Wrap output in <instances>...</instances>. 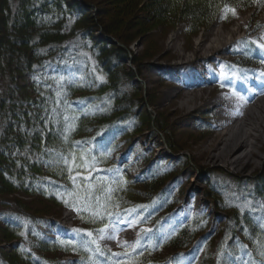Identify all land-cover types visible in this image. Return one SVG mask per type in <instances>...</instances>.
<instances>
[{
  "label": "rangeland",
  "instance_id": "obj_1",
  "mask_svg": "<svg viewBox=\"0 0 264 264\" xmlns=\"http://www.w3.org/2000/svg\"><path fill=\"white\" fill-rule=\"evenodd\" d=\"M65 1L60 10L68 12L77 0ZM78 1L76 13L81 18L75 26L97 27L88 38L91 43L73 34L66 37V43L79 46L76 55L87 59L74 58L71 49L57 60L60 65L50 67L41 77L45 85L41 90L47 96L42 110L58 133L44 146V157L53 165L44 163L33 183L11 180L14 172L10 168L6 171L12 178L0 171L12 189L0 192V264H75L79 247L88 252L83 256L85 264H177L181 257L179 264H264V94L256 98L257 105H239L235 113L239 116L218 129L219 118L227 117L226 107L214 100L225 91L226 83L235 82L246 90L248 79L239 64H247L250 71L264 69V55L256 44L252 51L253 42L264 44V0H254L246 9L218 7L203 25L183 19L179 9L158 17L154 7L164 0ZM18 2L0 0V49L12 40L11 34L15 37L9 19ZM29 19L22 17L16 24L26 27ZM62 21L65 31L76 22L65 13ZM105 26L111 33H104ZM103 38L127 55L119 69L131 80L125 91L134 113L111 118L107 122L111 126H88L109 114L115 102L108 92L96 88L70 96L67 85L84 81L82 87H97L108 79L98 65L103 52L95 51L93 45ZM74 59L88 76L77 74ZM129 69L133 76L127 75ZM29 77L21 76L20 85H31ZM3 80L10 81L8 75ZM192 84L207 87L195 93L197 100L195 94H168L185 91ZM211 90L210 98L201 97ZM247 98L250 95L242 102ZM243 106L249 114L241 119ZM78 112L91 116L84 126L88 133L72 141L80 151L71 148L64 137L73 129L71 117ZM185 113L191 115L181 118ZM59 122L66 127L64 136L59 134ZM106 124L112 128L96 144L83 141L107 128H103ZM17 129L31 137L39 124L27 119ZM214 130L223 133L220 142H215ZM4 131L0 125L1 149ZM235 134L238 142L248 140V146L238 148L230 161L209 158V152L226 155L228 141ZM23 145V156H28L30 143ZM247 152L249 157L252 152L256 155L242 167L249 159ZM156 181L161 184L150 194ZM166 205L171 208L168 212L163 211ZM160 213L155 230L153 220ZM177 213L183 216L181 220L169 219ZM109 221L105 237L115 224L114 238H101L99 229ZM183 224L197 237L189 249L173 250V240H169Z\"/></svg>",
  "mask_w": 264,
  "mask_h": 264
},
{
  "label": "trees",
  "instance_id": "obj_2",
  "mask_svg": "<svg viewBox=\"0 0 264 264\" xmlns=\"http://www.w3.org/2000/svg\"><path fill=\"white\" fill-rule=\"evenodd\" d=\"M65 2V0H19L15 14L9 19V24L14 25L13 31L16 33L15 37L9 34L12 40L1 44L0 125H2L5 131L3 134L4 148L1 149L0 147V171L6 177H10V174H7L6 171L10 168L14 172V179L11 180H18L23 184L28 180L33 183V177L42 173L40 169L44 163L45 165H53V163H48L44 157V146L48 145L50 140H55V136L58 137L54 123L51 126L46 114L42 110L43 106H45V101H47V96L41 90V87L45 85L41 82V78H39L41 77L40 73L45 72L53 62L61 58L63 54L65 55L67 51L70 52L69 50L71 49L73 50L71 55L74 58L87 59L86 56L76 55L80 51V47L75 44H67L66 37L72 34L73 36L81 35L85 41L97 27H88L86 29L75 26L81 18V13H76V3L78 4L79 1H74L73 7L70 10L68 9V12L64 8L60 10V7H63L62 3ZM252 2L254 0H164L154 7V12L158 13V17H163L168 15L172 10L179 9L183 19L188 20L193 25H203L207 24L216 15L218 7L234 5L237 8L246 9L250 7L249 3ZM64 13L70 18L73 17L76 21L68 31L63 30L65 27L62 21ZM22 17L25 19L30 18L27 26L25 25L26 27L23 24H16V21H19ZM77 28H82L84 31L79 33ZM103 31L105 34L111 33V29L106 26L103 27ZM87 42H89V39ZM93 45L95 51L97 49L100 53L103 52L101 56H98V65L107 74L108 79L98 84L97 87L95 85H85V87H82L83 83H81L67 89L70 96L90 89L93 90L94 88H96L94 90L101 92L105 90L108 92V98L112 102H115V105L110 109L111 112L109 114L106 113L101 119L98 118L97 120L90 121L88 126L92 124H104L113 117L121 119L134 113V108L130 105L132 102L125 91V88L130 86L131 80H126L125 74L119 69L120 66L124 65V59L127 58L126 53L121 48H116L114 43L107 38H103V40L97 41ZM72 62L80 72H87V70L77 66L75 59ZM26 74L30 76L31 85L22 86L20 85L21 76ZM7 75L10 79L8 84L3 80ZM127 75L133 76V70L129 69ZM125 80L126 84L123 82ZM99 115L100 113L95 117ZM87 117L91 116L82 114L77 119H73L75 125L68 134H65V125L59 122V134L60 136H64L65 134L64 137H68L71 148L73 147L72 141L76 137L88 133L89 128H84L85 124H87ZM147 117L150 120V114ZM27 119H29L31 124H39V129L34 131L31 137L27 131L19 132L17 129L19 124L26 122ZM107 124L103 128L111 126V124H108L109 126ZM62 130L63 133L61 134ZM23 142L26 144L30 143L31 150H28V156H23L25 155L23 154ZM59 163L63 167L66 166V163L62 161ZM2 176L0 175V192H11L10 185L5 182L4 176ZM28 183L30 184V182ZM160 184L161 181L153 183L150 186V194L154 193ZM248 220L250 219L248 218ZM196 237L197 235L193 231L191 233L189 227H186L173 239L171 247L173 250L186 249ZM20 249L19 251L22 254L29 255L24 248ZM75 264L80 263L75 262Z\"/></svg>",
  "mask_w": 264,
  "mask_h": 264
},
{
  "label": "bare ground",
  "instance_id": "obj_3",
  "mask_svg": "<svg viewBox=\"0 0 264 264\" xmlns=\"http://www.w3.org/2000/svg\"><path fill=\"white\" fill-rule=\"evenodd\" d=\"M193 85H196V86L194 87ZM200 85L199 84H192V85H189L188 88H186L185 91H183V90L182 91L181 90L180 91H170V92H168V94L170 96H171L172 93L183 94L184 96H187L188 97L190 94H193L194 95L196 92H199V91H202V90L203 91H206L207 87H205L204 85H203L204 87H201ZM236 85L237 84L235 82L234 83H226V85L224 86L225 87V89H224L225 91H223V93L221 92L217 97L214 98V100L216 102H220V103L223 102V106L226 107L225 114L227 115V117H224V118L222 117L221 119L219 118V122L220 123L217 124L218 126H217L216 129L227 127L228 124L230 122H232V120H234V118H236V117L239 116V115H237L239 112L236 111V109H238V106L239 105H242V103H245V102H242V100L244 98H246L247 91L245 89H243V88L240 89V87H237ZM198 86H200V87H198ZM230 87H234L235 88V91H233L232 89H230ZM211 94H213L212 90L210 92H205V94L202 93L200 95H201V97L206 96L207 98H210V95ZM195 95H198V94H195ZM194 97L195 98H193V99L197 100V98H199V95H198V97L197 96H194ZM241 97H243V99H241ZM191 99H192V97H191ZM203 99H206V98L203 97ZM255 99H256L255 96L254 97H251L249 99V102H252L254 105H257L258 101L256 102ZM245 107H247V106H243V108L241 110L242 115H240V118L243 117V116H246V115L248 116V114H249L248 112H247L248 114L245 113V111H246ZM231 112H233V114H231ZM235 113H237V114H235ZM190 115H191V113L190 114L185 113V114L181 115V118H184V117H187V116H190ZM212 134H213V138H215V142H220L222 140V138L220 137L223 134L222 132H218L217 130H214V131H212ZM238 137L239 136L237 134L232 135L230 137V141H228L229 144H227V146H228V149L227 150L228 151H227V154L226 155H221L220 157H218V156H215V155H211L210 152H209V153H207V154L210 155L209 158L212 159V158L216 157L218 159H222V160H225V161H227V160L230 161V159H228V158H231L232 154L236 150H238V148L240 149L241 147L248 146V140H243L242 142H238V140H237ZM232 143L235 145V147H232ZM255 155H256V152H252V157L255 156ZM246 157L249 158V159L246 162V164L243 165L242 167H246L247 165L251 164V158L252 157H249L248 152L246 154ZM236 163L239 165L241 163V160H238Z\"/></svg>",
  "mask_w": 264,
  "mask_h": 264
},
{
  "label": "snow or ice",
  "instance_id": "obj_4",
  "mask_svg": "<svg viewBox=\"0 0 264 264\" xmlns=\"http://www.w3.org/2000/svg\"><path fill=\"white\" fill-rule=\"evenodd\" d=\"M233 11H234V10H233ZM260 47H261V48H264V44H261ZM241 99H243V97H241ZM142 207H143V206H142ZM132 222L134 223L135 221H132ZM111 223H112V222L109 221L108 224H105L103 228H100V229H99V233H100L101 238H107V239H113V238H114V233L116 232L115 224H112V227H111L110 231L108 232L107 237H105V230L109 228V224H111ZM146 231H151V230L148 229V230H146ZM87 235L91 236L92 233H91V232H88ZM94 242H95V241H93V243H94ZM137 243H139V241H137ZM97 251H99V247H98V246H97ZM180 259H182V257H181V258H177V264H179V260H180Z\"/></svg>",
  "mask_w": 264,
  "mask_h": 264
}]
</instances>
